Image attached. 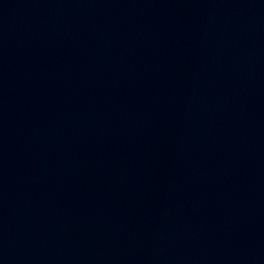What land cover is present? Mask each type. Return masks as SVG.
Returning a JSON list of instances; mask_svg holds the SVG:
<instances>
[{
  "label": "water",
  "instance_id": "water-1",
  "mask_svg": "<svg viewBox=\"0 0 264 264\" xmlns=\"http://www.w3.org/2000/svg\"><path fill=\"white\" fill-rule=\"evenodd\" d=\"M0 264H264V0H0Z\"/></svg>",
  "mask_w": 264,
  "mask_h": 264
}]
</instances>
